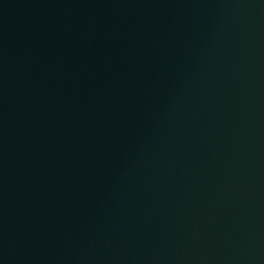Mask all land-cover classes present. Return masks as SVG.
<instances>
[{
  "label": "water",
  "instance_id": "obj_1",
  "mask_svg": "<svg viewBox=\"0 0 264 264\" xmlns=\"http://www.w3.org/2000/svg\"><path fill=\"white\" fill-rule=\"evenodd\" d=\"M0 264H264V0H0Z\"/></svg>",
  "mask_w": 264,
  "mask_h": 264
}]
</instances>
